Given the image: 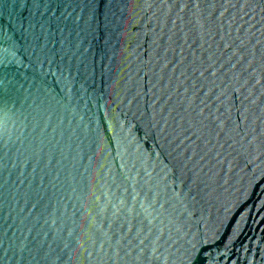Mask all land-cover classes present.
I'll return each instance as SVG.
<instances>
[{
  "label": "water",
  "instance_id": "obj_1",
  "mask_svg": "<svg viewBox=\"0 0 264 264\" xmlns=\"http://www.w3.org/2000/svg\"><path fill=\"white\" fill-rule=\"evenodd\" d=\"M0 264H264V0H0Z\"/></svg>",
  "mask_w": 264,
  "mask_h": 264
}]
</instances>
